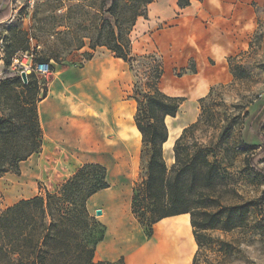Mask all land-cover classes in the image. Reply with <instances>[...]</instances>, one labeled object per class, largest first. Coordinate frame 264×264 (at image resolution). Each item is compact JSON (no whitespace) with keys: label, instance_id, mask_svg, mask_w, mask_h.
Segmentation results:
<instances>
[{"label":"rangeland","instance_id":"1","mask_svg":"<svg viewBox=\"0 0 264 264\" xmlns=\"http://www.w3.org/2000/svg\"><path fill=\"white\" fill-rule=\"evenodd\" d=\"M103 1L39 0L33 10H27L22 4H11L10 19L0 25V81L5 80L6 74L12 79L18 78L9 72L6 65L18 52L32 51L37 61L47 62L50 74L36 76L42 88L59 67L83 65L85 53L89 52V39L96 38L102 25ZM164 1L168 2L170 7L175 5V0ZM205 1L195 2L191 12H200ZM156 2L159 0L154 3ZM252 5L257 15V29L250 47L245 52L231 57L235 58L230 68L231 81L215 85V93L205 103L209 120L201 125L189 140L192 147L195 143L203 145L209 152L210 160L216 162L221 175L205 194L198 195L201 183L197 180L196 195L199 197V204L207 208V211L218 212L220 215L216 219V228L208 227L204 231H198L202 244L194 253L193 260L196 257V264H264V2H253ZM171 14L172 18H175V14L180 15L181 12L174 7ZM158 18L159 16H153L151 19L148 17L149 22L143 18L138 20L131 33V40L134 41L135 50L138 52H133L135 55L152 54L143 52L150 44L148 34L164 29V24L167 25L166 21L158 22ZM171 25L173 23L169 26ZM83 44L85 47L80 49ZM210 63L215 65L214 62ZM151 64L153 59L135 62L137 74L128 66L133 78V87L138 80L136 75H139L143 83L149 80L148 66ZM165 69L166 74L160 84L162 91L170 74L169 61H166ZM188 70H195L194 62L189 64ZM174 75L182 76L178 71L174 72ZM190 105L189 102L182 105L183 108L187 107V112L191 111V108L197 110L196 118L188 127L195 124L201 115L200 100ZM9 108L7 105L2 106V116L10 114ZM182 110L181 108L179 116L184 118ZM169 123L172 121L169 120ZM178 132L179 130L175 134ZM61 154L59 161L65 160V163L54 165L50 159L47 164L44 158L34 155L32 159L19 165L18 173L2 176L0 213L21 200L44 195L46 191L57 192L68 180L67 175L73 168L77 170L85 164L97 163L108 170L104 156L95 158L74 150L62 151ZM169 154L170 152L164 151L170 171L175 162L173 149L171 161L168 159ZM252 159L254 164L263 170V174L254 170L250 162ZM145 172L146 160L140 154L123 201L135 229L141 232L144 243L150 245L156 225L151 236H148L130 209L134 184L145 178ZM58 176H62L61 179L54 182ZM47 185L51 187L50 190ZM98 210L100 209L89 207L91 216L105 226L102 216L96 215ZM105 229L107 231L106 226ZM122 259L121 263L127 264L126 257Z\"/></svg>","mask_w":264,"mask_h":264},{"label":"trees","instance_id":"2","mask_svg":"<svg viewBox=\"0 0 264 264\" xmlns=\"http://www.w3.org/2000/svg\"><path fill=\"white\" fill-rule=\"evenodd\" d=\"M155 1L104 0L102 25L96 38L89 39L85 62L93 59L98 48H106L137 74L135 62L153 59V64L148 66L149 80L143 83L136 75L138 80L131 96L137 104L134 121L142 136L141 154L146 160L145 178L136 182L133 188L131 213L148 236L163 219L189 214L193 235L200 248L198 231L216 228L220 214L209 212L199 204L197 180L201 183L198 195L205 194L221 175L203 145L195 143L192 147L189 140L208 122L205 103L216 88L212 87L209 95L200 100V119L184 129L176 140L175 162L169 171L163 149L169 138L166 119L177 117L185 99L170 97L161 91L162 57L156 53L135 55L131 40L138 20L148 19L149 6ZM194 1L202 0H178L177 5L180 10H185ZM10 6V0H3L0 23L10 18ZM84 47L83 44L80 49ZM234 59H228L230 68ZM10 60L6 64L8 67ZM38 62L47 64L43 60ZM192 72L196 73V70ZM186 73L187 70L181 71V75ZM46 94L47 86L42 88L35 75L29 76L27 84L19 77L12 79L7 74L5 80L0 81V110L3 105L10 106L7 116H2L0 111V178L8 173H18L22 162L41 152L43 131L38 105ZM250 162L256 172L263 174L254 159ZM108 188L107 168L88 163L77 169L57 192L46 191L44 195L21 200L2 211L0 264H122L123 259L115 263L95 261L97 247L104 241L106 229L91 216L88 202ZM193 264H196V257Z\"/></svg>","mask_w":264,"mask_h":264},{"label":"crops","instance_id":"3","mask_svg":"<svg viewBox=\"0 0 264 264\" xmlns=\"http://www.w3.org/2000/svg\"><path fill=\"white\" fill-rule=\"evenodd\" d=\"M10 1L11 4L16 2ZM257 1L264 2V0H206L198 13L191 12V9L194 3L199 1H194L185 10L178 8V0H175L172 7L164 0L151 4L149 19L159 16L158 22H167L164 29L148 34L150 44L143 51L152 54L157 52L156 54L162 57L164 76L161 82L166 74L165 63L170 62L168 82L164 91H161L170 97L184 98L185 102L193 105L207 97L215 85L230 82L232 74L228 59L250 47L257 29V15L252 4ZM174 7L181 14H175V18H172L171 11ZM149 19L144 20L149 22ZM8 20L1 22L0 25ZM172 23L173 25L169 26ZM132 50L138 53L133 40ZM191 62L195 63L196 73L188 70ZM210 62H214L215 65H211ZM182 70H187V73L182 76L174 75V72ZM132 79L128 64L115 58L106 48H98L91 61L81 66L59 67L53 72L46 85V97L38 105L43 146L42 152L36 156L44 158L47 164L51 159L54 165L65 161H59L62 151L74 150L91 157L106 158L110 188L96 194L88 202V209L92 207L102 211V222L107 228L104 241L108 238L112 226L124 225L127 228H135L123 201L137 158L142 153V136L139 141L130 139L131 126L135 124L134 117L137 111V104L131 98ZM191 109L184 113L185 117L177 125L180 129L174 138L173 148L184 129L197 116V110ZM177 117L171 118V121L174 122ZM169 139L170 133L168 141ZM33 157L34 155L29 159ZM171 158L173 159V156L170 153L168 159L171 161ZM75 172L76 168H73L67 179ZM62 176L55 178L54 182ZM47 186L50 190L51 187ZM124 209L126 214L121 216L120 211ZM185 216L170 217L160 222ZM189 221L191 224V218ZM129 231L130 229L127 230L128 233ZM190 233L194 242L192 226ZM102 243L98 245L95 255V260L99 262H117L126 257L127 264H130L134 259L131 256L145 255L144 250L149 248L146 244L145 248L139 246L132 250L126 249L125 246L116 247L114 256L97 258V251ZM195 244L194 253L198 249L196 241Z\"/></svg>","mask_w":264,"mask_h":264},{"label":"bare ground","instance_id":"4","mask_svg":"<svg viewBox=\"0 0 264 264\" xmlns=\"http://www.w3.org/2000/svg\"><path fill=\"white\" fill-rule=\"evenodd\" d=\"M168 68V66L166 67ZM169 71V70H168ZM182 113L187 112V107H181ZM180 108V111H181ZM171 118L167 119V126L170 133V139L165 145V151L170 152L173 149L175 133L180 129L177 125L183 120L181 116L177 117L174 122L169 123ZM141 133L136 125L131 126L130 139L139 141ZM126 214V210L120 211V215ZM185 217H176L168 221L159 222L155 226V233L148 249L142 256L131 260L130 264H191L192 256L196 247L193 236L190 233L191 224L188 222L190 215ZM183 216V215H182ZM167 220V219H166ZM190 225V226H189ZM130 229L129 233L127 230ZM102 243V242H101ZM125 246L126 249L132 250L145 243L141 233L135 228H127L122 225L111 227L108 238L100 245L97 251V258L115 255L116 247ZM99 260V259H98Z\"/></svg>","mask_w":264,"mask_h":264},{"label":"built area","instance_id":"5","mask_svg":"<svg viewBox=\"0 0 264 264\" xmlns=\"http://www.w3.org/2000/svg\"><path fill=\"white\" fill-rule=\"evenodd\" d=\"M39 0H16V4H22L27 10H33ZM9 72L17 75L23 81V75H26L28 83L29 76H48L50 68L48 64L37 61L36 56L31 51L18 52L11 57Z\"/></svg>","mask_w":264,"mask_h":264},{"label":"water","instance_id":"6","mask_svg":"<svg viewBox=\"0 0 264 264\" xmlns=\"http://www.w3.org/2000/svg\"><path fill=\"white\" fill-rule=\"evenodd\" d=\"M22 77H23V81H24V82H27V77H26V75H23ZM96 215H97V216H102V211H101V210L96 211Z\"/></svg>","mask_w":264,"mask_h":264}]
</instances>
